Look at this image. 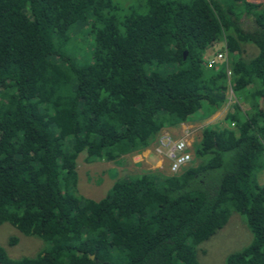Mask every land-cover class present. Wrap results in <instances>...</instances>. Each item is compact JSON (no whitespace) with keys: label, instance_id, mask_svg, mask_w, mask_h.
<instances>
[{"label":"trees","instance_id":"obj_1","mask_svg":"<svg viewBox=\"0 0 264 264\" xmlns=\"http://www.w3.org/2000/svg\"><path fill=\"white\" fill-rule=\"evenodd\" d=\"M219 43L224 60L206 65ZM228 91L245 108L231 104V128L201 129L176 175L146 170L98 201L77 195L81 152L116 163L214 114ZM263 170L261 4L0 0V225L47 247L10 259L0 246V264H199L196 248L231 213L251 240L225 264H264Z\"/></svg>","mask_w":264,"mask_h":264},{"label":"rangeland","instance_id":"obj_2","mask_svg":"<svg viewBox=\"0 0 264 264\" xmlns=\"http://www.w3.org/2000/svg\"><path fill=\"white\" fill-rule=\"evenodd\" d=\"M253 4H261L264 6V0H245ZM239 25L244 31H251L254 28L253 21L249 16H243ZM222 44L219 43L207 49L203 59L222 62L225 53L222 51ZM245 54L242 56H250L253 48L244 47ZM220 54L221 58H216ZM241 56V57H242ZM233 102L239 103L244 109V105L240 103L228 91L225 93V103L214 114L206 119L178 125L176 128L162 129L154 143L147 149L139 153L127 154L121 157L118 162H88L85 153L81 152L76 158V192L77 195L93 201L102 199L112 184L119 180L132 178L134 175L140 174L146 170H158L166 175H176L171 171V161L168 158L169 144L176 142H184L188 147L191 158V149L193 143L199 139L201 129L205 127H233L231 123L225 120V114L230 110ZM192 148V147H191ZM190 162V161H189ZM257 182L264 184V170L258 173ZM11 239H15V243L8 245ZM251 240V234L246 227L241 216L231 213L226 224L218 230L214 235L202 242L196 248V258L199 264H225L226 257L238 252ZM0 246L6 252L10 259H18L22 257H33L38 252L45 250L46 245L39 238L27 237L21 235L8 224L0 225Z\"/></svg>","mask_w":264,"mask_h":264},{"label":"built area","instance_id":"obj_3","mask_svg":"<svg viewBox=\"0 0 264 264\" xmlns=\"http://www.w3.org/2000/svg\"><path fill=\"white\" fill-rule=\"evenodd\" d=\"M216 58H221L220 54L216 55ZM215 63L214 61L206 60V65ZM228 74V73H227ZM168 158L171 161V171L177 173L182 167H184L190 160V153L188 147L184 142H176L169 144Z\"/></svg>","mask_w":264,"mask_h":264},{"label":"crops","instance_id":"obj_4","mask_svg":"<svg viewBox=\"0 0 264 264\" xmlns=\"http://www.w3.org/2000/svg\"><path fill=\"white\" fill-rule=\"evenodd\" d=\"M181 125H185V124H181ZM125 156H127V155H125Z\"/></svg>","mask_w":264,"mask_h":264}]
</instances>
